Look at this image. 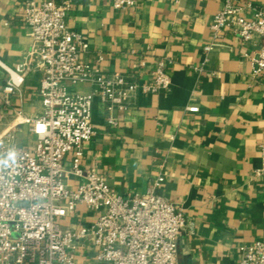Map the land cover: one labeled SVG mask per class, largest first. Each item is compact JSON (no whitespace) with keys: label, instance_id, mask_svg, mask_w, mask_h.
<instances>
[{"label":"crops","instance_id":"crops-1","mask_svg":"<svg viewBox=\"0 0 264 264\" xmlns=\"http://www.w3.org/2000/svg\"><path fill=\"white\" fill-rule=\"evenodd\" d=\"M67 1L66 25L87 43L85 60L148 82L156 61L164 59L171 77L169 90L139 93L126 109L114 108L115 126L95 97L94 133L83 142L82 166L129 197L147 190L164 161L165 179L156 191L181 206L189 223L178 239L177 264H239L241 246L264 241V176H254L264 143V70L253 73L264 39L254 33L242 42L225 30L204 70L197 71L222 0H135L123 9L111 0ZM238 1L246 16L264 8V0ZM24 5L0 0V135L14 129L18 145L32 150L36 138L29 121L41 112V72L31 68L12 91L4 89L5 67L15 70L32 43ZM92 89L89 82L70 84L71 91ZM70 163L68 153V171ZM83 180L70 172L64 178L71 187ZM94 217L80 205L59 220L76 227ZM82 254L77 252L80 264H91Z\"/></svg>","mask_w":264,"mask_h":264},{"label":"built area","instance_id":"built-area-1","mask_svg":"<svg viewBox=\"0 0 264 264\" xmlns=\"http://www.w3.org/2000/svg\"><path fill=\"white\" fill-rule=\"evenodd\" d=\"M111 2L123 9L135 0ZM69 9L67 0H25L22 13L32 43L15 70L4 66L9 73L5 91H12L29 69L41 72V112L29 121L36 138L32 150L18 145L14 129L0 135V264H80L78 251L92 258L91 264H177L178 239L189 223L181 206L156 191L165 179L164 161L147 190L129 197L81 163L83 142L94 133V98L103 103L107 122L117 125L114 108L126 109L139 93L170 89L166 61H156L148 82L135 74L105 72L82 57L88 45L66 25ZM245 9L238 0H222L210 24L211 39L203 47L204 61L195 70H204L209 51L220 44L225 30L242 42L254 33L264 39V8L252 16ZM253 62V73L264 70V43ZM78 82H89L93 89L71 91L70 84ZM186 109L195 112L198 106ZM259 151L255 177L264 176V143ZM68 153L69 171L64 166ZM67 172L84 180L68 186ZM80 205L95 214L93 221L62 226L59 219ZM239 264H264V241L241 246Z\"/></svg>","mask_w":264,"mask_h":264},{"label":"rangeland","instance_id":"rangeland-1","mask_svg":"<svg viewBox=\"0 0 264 264\" xmlns=\"http://www.w3.org/2000/svg\"><path fill=\"white\" fill-rule=\"evenodd\" d=\"M59 222H60V224L63 226V223H62L60 220H59ZM82 255H84L83 257H85V258H87V259H92V258H90V257L88 258L85 254H82ZM90 255H92V254H90ZM90 255H89V256H90Z\"/></svg>","mask_w":264,"mask_h":264}]
</instances>
